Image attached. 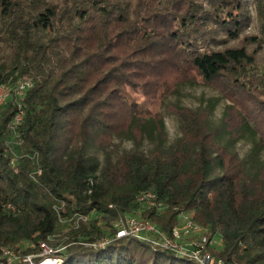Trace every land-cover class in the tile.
<instances>
[{
    "label": "trees",
    "instance_id": "1",
    "mask_svg": "<svg viewBox=\"0 0 264 264\" xmlns=\"http://www.w3.org/2000/svg\"><path fill=\"white\" fill-rule=\"evenodd\" d=\"M253 20L259 33L243 36ZM263 50L264 0H0V87L31 83L0 104V264H199L150 240L115 239L114 222L137 214L167 236L186 214L209 242L220 237V249L206 246L212 259L264 264V169L247 172L221 143L250 136L264 149ZM173 73L220 81L232 105L220 128L210 106H172L181 137L165 149L163 118L140 116L131 92L155 81L164 101ZM114 140L149 149L113 162ZM147 192L161 211L136 201Z\"/></svg>",
    "mask_w": 264,
    "mask_h": 264
},
{
    "label": "rangeland",
    "instance_id": "2",
    "mask_svg": "<svg viewBox=\"0 0 264 264\" xmlns=\"http://www.w3.org/2000/svg\"><path fill=\"white\" fill-rule=\"evenodd\" d=\"M252 17L255 19L254 15H252ZM258 33V23L253 20L250 28L244 32L243 36L257 35ZM242 38H240V40H243ZM229 46L239 47L242 46V42H233ZM247 50L248 52H252L253 47H248ZM256 66L260 71L264 70V50L256 57ZM149 71L155 72L152 68L149 69ZM180 76V74L174 73L165 76L169 90V92L166 91V94H170L164 101H162L160 98H158L157 100L153 98L155 97L156 91L158 92L157 95H160L163 90V88H158L155 85V81H146L143 83L138 81L139 86L133 88V91L131 92L132 96L135 97V102L139 104L140 108L142 109V111H140V116L144 117L147 113L152 115L158 114L163 118L166 132V139L164 144L165 149L174 148L177 141L181 137L177 118L175 115H172V106L187 108L191 110L203 109L210 106L212 113L209 116L208 122L212 127L220 128L221 126H223L222 118L225 108L232 105L228 100V97L224 94V87L220 84V81H217L212 85H207L202 82L199 77L192 74L190 75V77L193 76L194 83H179V80L181 78ZM255 141H257V139ZM221 143L223 145H227L230 152L237 154L239 158L244 160L247 172L254 173L259 168L264 169V149L258 152L253 150L254 140L250 136L241 139L235 144L228 145V136L224 135ZM148 149L149 146L147 142H143L141 147L136 148L131 141L114 140L113 145L106 150V154L113 162H115L117 158L123 153L137 150L146 152V150ZM84 155L96 157L101 164L103 163L105 157L102 152L89 147H86L84 149ZM135 217L141 216L140 214H137ZM178 224L179 223H177L176 226ZM213 241L215 248L220 249V237L215 236ZM46 247L47 248H45V250H47V253H44L42 249L43 246L40 245L39 249L42 250V254L47 255L50 253L48 251L49 247L47 245ZM8 257L12 261H14L13 259L15 258V256L13 254L9 255ZM54 260L60 259L47 258L39 264H44L49 261L53 262ZM24 261L27 262V264H34L30 261V257L26 258Z\"/></svg>",
    "mask_w": 264,
    "mask_h": 264
},
{
    "label": "built area",
    "instance_id": "3",
    "mask_svg": "<svg viewBox=\"0 0 264 264\" xmlns=\"http://www.w3.org/2000/svg\"><path fill=\"white\" fill-rule=\"evenodd\" d=\"M30 87L31 83L27 79L19 81L14 89L0 87V104L6 101L12 92L16 97H22ZM22 114V110L18 106V112L14 117L16 123L21 121ZM136 201L146 208L154 207L158 211L163 209L161 203L156 204L154 202V195L150 192L140 194L137 196ZM178 223L173 228L170 236L162 234L150 221L133 215L119 217L112 225V228L115 231V239L130 236L141 240H150L156 246L169 250L176 255L189 258L199 264H224L220 260L212 259L206 253V246L211 247L214 245V242L207 240V237L204 235V230L195 224L188 215L180 214ZM105 242H107L106 239L102 243ZM41 245L43 246L44 253H47V250H45L47 248L46 245ZM48 251L51 252L50 249ZM5 254L9 256L8 252ZM53 262L56 264L62 263L60 260H54Z\"/></svg>",
    "mask_w": 264,
    "mask_h": 264
},
{
    "label": "bare ground",
    "instance_id": "4",
    "mask_svg": "<svg viewBox=\"0 0 264 264\" xmlns=\"http://www.w3.org/2000/svg\"><path fill=\"white\" fill-rule=\"evenodd\" d=\"M44 264H55V263L52 262V261H49V262H46V263H44Z\"/></svg>",
    "mask_w": 264,
    "mask_h": 264
},
{
    "label": "water",
    "instance_id": "5",
    "mask_svg": "<svg viewBox=\"0 0 264 264\" xmlns=\"http://www.w3.org/2000/svg\"><path fill=\"white\" fill-rule=\"evenodd\" d=\"M106 240H107V239H106ZM102 242H103V241H102ZM102 242H101V244H103Z\"/></svg>",
    "mask_w": 264,
    "mask_h": 264
}]
</instances>
